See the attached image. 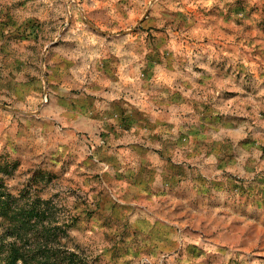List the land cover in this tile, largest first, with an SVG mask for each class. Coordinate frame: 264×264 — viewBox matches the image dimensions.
Masks as SVG:
<instances>
[{
  "label": "rangeland",
  "instance_id": "obj_1",
  "mask_svg": "<svg viewBox=\"0 0 264 264\" xmlns=\"http://www.w3.org/2000/svg\"><path fill=\"white\" fill-rule=\"evenodd\" d=\"M0 264H264V0H0Z\"/></svg>",
  "mask_w": 264,
  "mask_h": 264
}]
</instances>
